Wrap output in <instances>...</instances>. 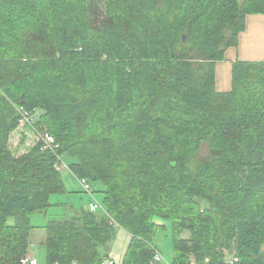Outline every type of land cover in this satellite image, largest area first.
<instances>
[{"label": "trees", "instance_id": "16d2710c", "mask_svg": "<svg viewBox=\"0 0 264 264\" xmlns=\"http://www.w3.org/2000/svg\"><path fill=\"white\" fill-rule=\"evenodd\" d=\"M252 15L264 0H0V264L29 255L35 212L48 264H100L119 230L123 264H150L164 221L172 264H264V62L216 85ZM59 156L104 213L48 218Z\"/></svg>", "mask_w": 264, "mask_h": 264}, {"label": "rangeland", "instance_id": "374dc122", "mask_svg": "<svg viewBox=\"0 0 264 264\" xmlns=\"http://www.w3.org/2000/svg\"><path fill=\"white\" fill-rule=\"evenodd\" d=\"M227 53H226L225 60L223 62L218 63L219 64L218 85H219V88L223 90L229 86V81L231 82V73H232V68L229 69L228 64L225 63L227 61ZM217 81H218V77L216 75V85H217ZM40 114H41V111L34 112V114H32V117H33L32 125H35V122L40 116ZM24 129L25 128H23L21 132H23ZM12 138H13L12 146L14 148L18 147L19 141H20V134L16 133ZM63 161L66 166L62 165V168L64 169L61 172L60 171L59 172L61 176L63 175L62 178H64L65 182L66 181L68 182V188L71 190V193L66 194V195H54L50 198L51 204L57 208L54 209V207H51V209L48 212L50 216L49 218L51 219L71 218L75 215L77 211L81 210L82 208L87 207L91 201L99 202L101 206L103 207V210H99L98 213L99 214L104 213L105 209L103 205L102 195L100 193H93V194L85 193L81 185L79 184V182L77 180H76L77 182L75 181L73 175H71L68 169L70 163L73 160L69 159L67 156H64ZM58 202L63 203L64 206H62L60 203L58 204ZM31 216L32 217L30 220L32 221V226H34V229L32 230L31 235H30L29 256L35 259L36 264H48L47 257H46L47 232L45 230V225L47 224L46 223L47 221L44 220L45 217L40 212H35ZM12 221L13 219H10V222ZM163 223L166 226L163 231H159L157 233L154 242L158 248V251L163 255L164 259L168 261L169 263H172L173 262L172 222L164 221ZM182 237L188 238L189 233L186 232L185 234L182 235ZM129 242H130L129 235L125 233L124 231L119 230L116 234L115 239L108 245V247L102 248L101 251L102 253L105 251L109 252L110 259L114 260L116 264H123V260H124Z\"/></svg>", "mask_w": 264, "mask_h": 264}, {"label": "crops", "instance_id": "0c3cea01", "mask_svg": "<svg viewBox=\"0 0 264 264\" xmlns=\"http://www.w3.org/2000/svg\"><path fill=\"white\" fill-rule=\"evenodd\" d=\"M240 60L246 62H264V15H252L247 18L246 30L240 34L238 45L232 48L227 53V61L229 69L232 68L233 62ZM219 64L217 65L216 75L218 77L217 87L219 91H228L231 89V82L226 89L219 88ZM75 181L77 180L74 174ZM63 176V175H62ZM64 180V178H63ZM65 182V180H64ZM77 182V181H76ZM68 192L71 190L68 188V182H65ZM68 193V194H69ZM66 195V194H65ZM60 202H58L59 204ZM62 206L63 203H60ZM57 207H54V209ZM32 217V216H31ZM48 214V218H49ZM31 219V218H30ZM46 221V219L44 218ZM32 224V221H31Z\"/></svg>", "mask_w": 264, "mask_h": 264}, {"label": "built area", "instance_id": "2783aa9c", "mask_svg": "<svg viewBox=\"0 0 264 264\" xmlns=\"http://www.w3.org/2000/svg\"><path fill=\"white\" fill-rule=\"evenodd\" d=\"M20 111H21V115H22V122H26L28 125L31 124L30 121L33 118L32 115L23 108H21ZM32 121H33V119H32ZM39 137H40L39 139L42 141V144H43V151H48V150L52 151L54 149H57L56 141L52 135H50L49 133H41L40 132ZM62 165H65L64 161H63V157L59 156L58 157V164L56 167H57L58 171H60V172L64 169V168H62ZM68 169H69V171H71L69 167H68ZM76 179L79 182V184L81 185V187L85 193L93 194V186L87 178L76 177ZM87 208L92 212H98L99 210H103V207L97 201H95V202L91 201L89 203V205L87 206ZM230 261L233 262L231 259H230ZM19 264H36V263H35V259L31 258L28 255L26 257H23L20 260ZM100 264H116V263L114 260H111L110 258H108V259L102 260L100 262ZM150 264H172V263H169L168 261H166L164 259L163 255L157 250L154 254L153 259L150 261Z\"/></svg>", "mask_w": 264, "mask_h": 264}]
</instances>
